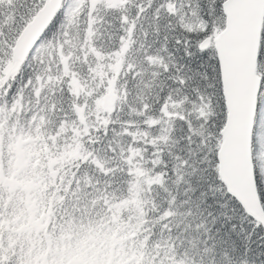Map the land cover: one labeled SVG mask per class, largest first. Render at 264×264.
<instances>
[{
	"label": "trees",
	"instance_id": "obj_1",
	"mask_svg": "<svg viewBox=\"0 0 264 264\" xmlns=\"http://www.w3.org/2000/svg\"><path fill=\"white\" fill-rule=\"evenodd\" d=\"M131 1L143 11L147 19L145 28L135 33L145 53L152 50L155 35L161 29L160 34L165 35V38L168 35L165 31L174 28L171 29L172 34L167 36L170 40L165 38V41L169 53L175 56V68L181 72L157 66V70L150 69L149 73L145 70L144 79L138 85L126 83L120 103L124 106L119 115L113 117L112 121L106 116L105 119L100 116L98 130L93 134L97 138L101 135V147L111 154L92 153L87 159L88 153L72 150L76 153L75 166L91 182L88 183L91 192L98 195L105 193L109 187L115 188L128 175L131 167L152 176L158 174L162 182L167 181L166 186L158 192L160 199L164 206L171 202L173 213L176 212L184 220V230L172 225L164 226V221L159 224L162 219L172 222L170 210L166 207H159L155 203L150 207V214L157 220V230L159 227L162 237L172 232L180 241L179 247L190 264H264L263 229L249 220L225 194L216 175L215 151L225 118L218 65L212 50L198 52L196 49L198 41L206 36L205 30L212 21L203 20L196 15L194 24L189 27L177 15L168 14L165 8L168 0ZM40 2L41 0H21L14 23H0V75L4 71L3 77H0V90L4 92L0 97V115L1 135L5 145L17 137L13 130L17 120L29 121L35 113L28 112L29 108H25L23 114L16 117L14 124L12 120L10 124L3 122L11 116L9 100L13 95L21 93L10 86L12 75L8 69V44L12 43ZM219 2L220 0H198L201 14L206 15L207 4L210 8L212 5L217 8ZM59 21L60 16L46 32L45 41L59 44L64 40L63 32L55 29ZM196 23H202L200 28ZM108 35L106 32L105 36ZM187 43L190 46H186ZM172 48L176 49V53H173ZM46 58L47 55L44 54L36 62L28 61L26 69L20 71L23 75H19V78H24L25 82L29 75L36 80L39 77L42 83H48L57 73V68L54 64L50 69ZM257 71L264 79V25ZM86 81L85 78L83 83ZM64 86L67 88L66 83ZM77 94L83 98L84 88L79 89ZM26 96L27 92L24 99ZM73 99L65 89L62 104L61 100L59 102L53 99L49 101V105L54 104L57 112L62 111V105L66 111H70ZM173 106H177L176 115H170L169 124L166 129L161 130L162 135H165L162 136L157 154H154L152 146L147 145L150 137L143 121L165 118ZM69 115L71 123L76 124L75 118L71 117L73 113ZM52 134L56 140L57 131ZM91 139L87 137L81 142L75 141L73 137V144L85 149L92 146ZM60 144L64 147V140ZM66 147L67 152L72 149L68 144ZM118 167L123 172L122 177L111 173ZM255 167H258L256 163ZM109 178L113 180V185H108ZM161 214L163 217H159ZM159 239L158 237L157 242ZM172 243H176L173 238Z\"/></svg>",
	"mask_w": 264,
	"mask_h": 264
},
{
	"label": "water",
	"instance_id": "obj_2",
	"mask_svg": "<svg viewBox=\"0 0 264 264\" xmlns=\"http://www.w3.org/2000/svg\"><path fill=\"white\" fill-rule=\"evenodd\" d=\"M249 2L253 10L251 17L257 21V34L249 27L248 20L239 17L244 5ZM236 0L230 1L229 10L226 12L225 29L213 40L217 52L223 95L228 110L227 122L221 131V145L217 152L219 173L227 182L229 188L235 191L243 187L248 197L256 201L252 169L249 163H238L235 152L244 149L248 154V140L252 128L251 114L254 104V95L257 87L255 77V54L252 50L258 46V31L261 18L264 15V0ZM44 16V15H43ZM39 13L34 21L29 24L20 36V43L31 46L44 26L52 17V13L43 17ZM205 40L200 49L209 46ZM22 47L17 49L16 55L21 54Z\"/></svg>",
	"mask_w": 264,
	"mask_h": 264
},
{
	"label": "rangeland",
	"instance_id": "obj_3",
	"mask_svg": "<svg viewBox=\"0 0 264 264\" xmlns=\"http://www.w3.org/2000/svg\"><path fill=\"white\" fill-rule=\"evenodd\" d=\"M99 106H100V101L95 106L96 111H98ZM259 110H260L259 121L261 123V127H260L261 130L260 131L263 133V135L260 138V143H258V144L260 146L261 156L263 157V160H264V100H263L262 105L260 106ZM258 133H260V132H258ZM138 187L139 186H137V185H131L130 191L136 194L138 191ZM131 264H133V262H131Z\"/></svg>",
	"mask_w": 264,
	"mask_h": 264
},
{
	"label": "bare ground",
	"instance_id": "obj_4",
	"mask_svg": "<svg viewBox=\"0 0 264 264\" xmlns=\"http://www.w3.org/2000/svg\"><path fill=\"white\" fill-rule=\"evenodd\" d=\"M172 51H173V53H176V49L175 48H172Z\"/></svg>",
	"mask_w": 264,
	"mask_h": 264
}]
</instances>
